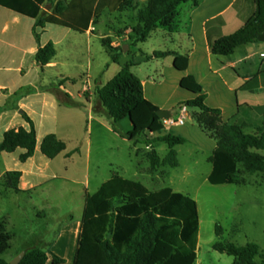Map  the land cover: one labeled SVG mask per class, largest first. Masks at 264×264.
<instances>
[{"label": "trees", "instance_id": "16d2710c", "mask_svg": "<svg viewBox=\"0 0 264 264\" xmlns=\"http://www.w3.org/2000/svg\"><path fill=\"white\" fill-rule=\"evenodd\" d=\"M187 2L189 0H148L133 5V0H0V6L34 19L33 32L38 43L49 24L85 34L106 10L115 13L134 8L136 24L129 39L138 46L147 42L158 27H171L178 7ZM47 4L52 5L50 12L45 11ZM255 5V12L239 31L210 40L213 55L229 56L240 46L259 42L264 34V0H255ZM214 23H221V20H213L207 27ZM102 44L112 54V62L117 63L120 49L108 38L103 39ZM56 54L54 43L40 46L36 61L42 70L54 61ZM167 56L175 57L176 70L187 71L188 55L155 52L147 56V60ZM134 66L133 62L127 63L106 85L97 86L100 109L95 107V110L111 120L114 132L134 144L162 142L170 149L185 145L187 139L184 137L165 133L158 114L160 109L145 97L142 80L132 72ZM180 86L196 97L179 106L192 109L194 123L216 142V149L209 159L212 171L208 182L213 186L246 184V179L240 177L241 165L249 174L264 173V128L246 133L241 125L225 123L221 111L206 104L207 95L194 76L184 77ZM32 92L33 89H26L24 94ZM54 93L61 104H72L70 96L61 90H54ZM23 117L31 129L8 131L0 145V153L23 149L25 154L21 156V162L25 163L34 157L38 142L33 121L26 113ZM123 120L130 121L129 132L116 129V124ZM65 148L54 134L47 135L41 145L43 155L49 159H55ZM147 157L152 169L161 165L155 150L148 152ZM21 177L20 171L7 173L4 186L20 192ZM216 234L218 237L223 235L222 227L216 226ZM199 236L200 217L195 199L174 192L170 187L150 191L139 181L115 175L86 197L75 264H196ZM10 246L11 235L0 220V264H10L2 258ZM213 249L233 257V264H264V254L256 243L240 246L218 241ZM50 257L52 264H66L64 258L40 248L27 250L20 264H47Z\"/></svg>", "mask_w": 264, "mask_h": 264}, {"label": "crops", "instance_id": "0c3cea01", "mask_svg": "<svg viewBox=\"0 0 264 264\" xmlns=\"http://www.w3.org/2000/svg\"><path fill=\"white\" fill-rule=\"evenodd\" d=\"M147 1L133 0V5L144 4ZM255 9V0H189V2L181 4L177 9L173 25L169 28L160 26L154 31L162 32L166 38L169 36L173 47H154L149 52L138 48L137 53L140 55L137 59L128 60V55H125L121 56L117 63L112 62V54L106 50L110 56L105 60L96 76L88 72L84 74L82 88L78 91L76 101L75 97L68 92L69 88L65 86L70 83L74 87L76 80L64 76L56 78L57 85L53 87L51 84L47 86L44 83L43 75L63 66L59 59V50L64 48L67 41L78 40L77 34L80 33L49 24L38 43L33 32L34 19L0 6V145L8 131L20 128L28 131L31 129L30 124L23 117L24 113L35 125L38 142L34 157L25 163L21 162V156L25 154L23 149H18L13 153H0V187L3 188V192L13 191L16 195H30L50 179L56 177V172L52 167L54 160L63 158L65 162H74L75 157L81 153L82 143L77 142L71 150L67 140L61 136V132L63 129L75 128L76 116L79 118L81 116L88 117L93 122L92 125L87 123L86 133L93 132L94 128L114 133L111 120L102 112L97 113L95 110V107L99 108L100 106L96 88L106 85L129 62L136 64L133 69L155 64L156 68L152 72L144 73L142 76L134 73L143 82L145 97L160 110L169 111L173 119H179L184 115L187 117L183 126L165 130V133L171 132L187 139L185 145L170 149L166 143L157 142L146 146L143 157H145L148 167L142 170L144 176L171 177L182 167L179 160L180 147L192 146L195 152L204 155L208 162L216 149V142L208 137L191 118L193 110L186 106H179L181 102L196 97L180 86L181 80L186 76H194L201 84L207 95L206 104L211 108L219 109L225 123L241 125L246 133H254L257 129L264 128V42L259 41L240 46L229 56L213 55L210 49L211 39L214 41L220 35L228 36L239 31L253 15ZM51 10L52 5L47 4L45 11L50 12ZM110 14L112 16L118 14L123 22L130 21V19L134 21L136 11L134 8L115 13L106 10L100 18L95 20L87 33L80 34V40L86 45L83 50L89 56L93 53L95 33L99 31L101 40L109 36L107 30L110 31L111 27L106 25L103 17ZM216 19H220L221 23H214L207 27L209 22ZM129 31L132 32V29L130 28ZM49 42L54 43L57 54L54 61L42 70L36 61V54L40 46H45ZM112 45L116 46L115 48L120 46L116 43H112ZM66 48L70 51L72 59L77 58V52L81 49V47H76V44ZM134 48L137 49V47ZM155 52H175L188 55L187 71L180 72L175 69L174 56L147 60V56L153 55ZM26 89H33V92L24 94ZM57 89L70 96L71 105L60 103L54 93V90ZM184 108H186V113ZM50 134L56 135L66 147L55 159L47 158L41 151L44 138ZM88 145L87 163H89L91 153V141H88ZM138 145L133 143L136 156L141 159L142 156L139 154L141 147ZM160 145L164 154L160 152ZM152 150H155L161 158V165L156 169H152L151 162L147 157L148 152ZM67 168L65 169L67 170ZM12 171L22 173L19 183L20 192L4 186L5 175ZM211 171L212 164L207 171V179ZM184 172L187 176L189 175L187 169ZM111 174V178L119 175L118 172ZM173 191L176 192L175 189ZM89 194L87 188L85 203ZM0 195L2 194L0 193ZM183 195L188 196L189 194ZM82 221L83 219L67 225L58 235L56 243L57 245L62 244L63 249H58L57 253L60 255L59 257L66 260V264H75ZM3 222L5 223V221ZM73 228L79 229L75 244L72 243L71 230ZM47 264H52V257L49 258Z\"/></svg>", "mask_w": 264, "mask_h": 264}, {"label": "rangeland", "instance_id": "374dc122", "mask_svg": "<svg viewBox=\"0 0 264 264\" xmlns=\"http://www.w3.org/2000/svg\"><path fill=\"white\" fill-rule=\"evenodd\" d=\"M103 20L111 27L110 31L107 30L109 36L106 38L111 39L112 43L119 44L120 57L128 55V60L139 57L138 48L149 52L154 47L174 46L171 38L169 36L166 38L162 32H154L147 42L134 46L129 39L131 35L129 29L136 24L135 21L130 19L123 22L118 14L106 15ZM95 34L91 56L83 50L86 45L80 40V34H77L78 40H69L64 44V48L59 50V59L63 66L43 75L47 86L49 84L56 86V78L63 76L74 79L76 80L74 87L70 83L65 86L77 101L84 74L88 72L96 76L110 56L102 44L99 31ZM74 44L81 47L76 59H72L70 51L66 48ZM124 46H127L126 51ZM133 68V73L142 76L144 73L154 71L156 67L155 64H149ZM87 123L92 125L93 122L88 117L76 116L75 128L63 129L61 136L67 140L71 150L77 142L82 143L81 153L75 157L74 162H65L63 158L54 160L52 167L56 177L50 179L36 192L30 195H16L13 191L5 193L0 187L2 194L0 219L5 221L11 235V246L2 256L3 259L11 263L25 250L32 248H40L60 256L57 251L63 249V245H57L58 235L67 225L83 219L87 188L90 194L95 193L103 182L111 178L112 172H118L120 176L129 180L141 181L150 191L170 187L195 199L200 216V243L196 264H233V257L213 249V245L218 241L233 242L240 246L256 243L264 254V173L249 174L241 165L240 177L246 179V184L213 186L206 177L211 163L204 155L195 152L192 146H184L179 148L182 167L171 177L144 176L142 170L148 166L143 152L149 145L135 144L141 147L139 154L142 158L139 159L133 142L105 129L94 128L93 132L86 133ZM131 128L129 120L116 124V129L123 133L129 132ZM88 141H91L89 163ZM160 152L164 154L161 145ZM185 169L189 172L188 176L184 172ZM87 182L89 183L86 188ZM216 226L223 229V235L220 237L216 234ZM71 233L72 243L75 244L79 229L73 228Z\"/></svg>", "mask_w": 264, "mask_h": 264}, {"label": "water", "instance_id": "95a60500", "mask_svg": "<svg viewBox=\"0 0 264 264\" xmlns=\"http://www.w3.org/2000/svg\"><path fill=\"white\" fill-rule=\"evenodd\" d=\"M259 41L264 42V34L260 36ZM126 49H127V46H124L125 51ZM158 114L162 120L171 118V113L169 111L160 110ZM24 256H25V252L22 253L15 261L11 262L10 264H20Z\"/></svg>", "mask_w": 264, "mask_h": 264}, {"label": "built area", "instance_id": "2783aa9c", "mask_svg": "<svg viewBox=\"0 0 264 264\" xmlns=\"http://www.w3.org/2000/svg\"><path fill=\"white\" fill-rule=\"evenodd\" d=\"M263 56H264V54H263ZM184 112L186 113V108H184ZM186 120H187V117H186V115H184L183 117H181L179 119L170 118V119L163 120V123H164L165 129H170V128L175 127V126H183L185 124Z\"/></svg>", "mask_w": 264, "mask_h": 264}]
</instances>
